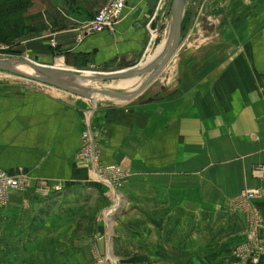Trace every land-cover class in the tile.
Wrapping results in <instances>:
<instances>
[{
	"label": "crops",
	"instance_id": "1",
	"mask_svg": "<svg viewBox=\"0 0 264 264\" xmlns=\"http://www.w3.org/2000/svg\"><path fill=\"white\" fill-rule=\"evenodd\" d=\"M39 1L18 51L45 64L121 70L146 52L165 4L145 23L149 0H129L112 32L78 43L108 0ZM203 9L186 5L192 25H211L198 19ZM212 9L218 35L181 41L164 84L136 105L89 111L48 85L0 84V168L21 182L0 207V264H90L95 250L113 245L137 252L139 264H236L235 252L247 248L264 264V222L256 245L249 237L253 212L264 221V174L255 172L264 166V0H218ZM87 131L99 132L104 163L129 158L141 176L130 181L138 221L117 235L116 205L100 220L110 199L97 162L81 158ZM250 189L259 196L240 200Z\"/></svg>",
	"mask_w": 264,
	"mask_h": 264
},
{
	"label": "rangeland",
	"instance_id": "2",
	"mask_svg": "<svg viewBox=\"0 0 264 264\" xmlns=\"http://www.w3.org/2000/svg\"><path fill=\"white\" fill-rule=\"evenodd\" d=\"M57 1V0H55ZM165 2L162 3L163 9L160 12V17L158 18V22L154 23V30L155 33L153 36H151L152 39L151 43L149 42L148 50L146 49V52L140 58L136 60V62L132 63L127 68L132 67L133 65L140 64L139 66H144L143 63L145 61V58L149 54H153L155 50L160 46L163 39L166 36V33L171 25V12H172V4L173 0H163ZM162 1V2H163ZM167 1V2H166ZM199 3V5H203L204 9L201 12V14L198 16V19L200 17H204L208 20H210L211 25H208L206 21L203 23L200 22L198 26L192 25L191 17L192 12L187 11L184 14L183 19V31H182V45L187 46L188 42V36L192 37V34L198 35H211V36H217L219 33V27L217 25L218 15L217 13L212 9V5L217 4L218 0H187V4H193V3ZM40 7H42L41 0L39 1ZM206 5V6H205ZM206 7V9H205ZM211 7V9H210ZM198 13L197 11H195ZM27 13V12H26ZM26 13L24 15V21L26 24ZM87 22V21H86ZM194 26V27H193ZM26 35L21 36L20 38H9L4 42H0V55H6L10 57H16V58H25L34 60L32 57L28 56L27 54H23L22 52L18 51V46L20 47V43H22L26 38ZM202 37V36H200ZM192 41V38L190 39ZM190 41V42H191ZM22 46V45H21ZM24 46V45H23ZM187 48V47H185ZM175 57V56H174ZM152 56L150 57L151 60ZM174 59V58H173ZM172 59V60H173ZM70 61V60H68ZM38 62V61H37ZM61 62V63H60ZM41 63V62H40ZM60 64L57 66V64ZM171 63V62H170ZM169 63V64H170ZM45 64V63H43ZM50 65H55L59 69L71 71V72H113L118 71L121 69H97L89 64H82L80 66H75L69 64V62H65V60H59L56 58L52 63H49ZM150 62L146 65L148 66ZM168 64V66H169ZM126 69V68H123ZM162 76V75H161ZM159 76V77H161ZM155 80L151 85L146 88V90L136 97L135 99L131 101H118L113 102L110 100H101V99H86L82 98L76 95H73L69 92H65L63 90L54 89L53 86H51L52 90L58 91L60 94L76 98L77 100H82L86 106L84 108L88 109L89 111L92 108H98V110H108V109H114L118 107H129L138 104L139 102H143L148 100L150 97H153L156 93V89L159 84H164V77L162 76L161 79ZM134 78V77H133ZM140 78V76L138 77ZM120 79L116 80H108V81H99L100 87L115 89V90H123L124 88L118 86V81ZM138 80V79H137ZM116 82V83H115ZM15 83H28V84H34L37 87H42V83L36 82L33 80H29L27 78L17 76L15 74L1 71L0 70V84H15ZM45 85V84H44ZM112 85V87H110ZM46 86V85H45ZM49 86V85H48ZM100 137L99 132L96 133V137H93V142L95 145V154H96V162H97V168L100 171L101 179H97V182L102 185L101 187L106 192V196L110 199V202L108 204L104 205V209H100V220L101 222H104L103 217L109 209V207H112L116 205V210L114 211V217H112V221H115V234L117 235L119 232H121V228H123V223L132 224L133 220L138 221V213H139V196H138V186L135 184L137 180L139 179L140 174L138 173V170L134 169V161L127 158L125 161H117L112 163H104L101 160V150L99 145L98 138ZM97 138V139H96ZM98 142V143H97ZM97 145V146H96ZM84 151L81 154V158L84 160H89L88 157L84 156ZM135 181V182H130ZM103 182V184H102ZM109 186H107L106 184ZM114 190L116 191L117 195H119V199L116 198L114 194ZM250 230V229H249ZM115 235L116 238H121L119 235L118 237ZM261 253V251H259ZM253 248H247L244 250H240L239 252H235L236 256V264H259L261 260V254ZM93 255L92 262L90 264H139V256L134 252H126L125 250L122 251L120 249H117L116 245L111 246L109 249L105 250H95ZM258 258V261L255 260Z\"/></svg>",
	"mask_w": 264,
	"mask_h": 264
},
{
	"label": "water",
	"instance_id": "3",
	"mask_svg": "<svg viewBox=\"0 0 264 264\" xmlns=\"http://www.w3.org/2000/svg\"><path fill=\"white\" fill-rule=\"evenodd\" d=\"M159 2L160 0H149V11L145 23L154 15L156 9L158 8ZM186 2V0H173L169 40L164 53L160 57H158L155 61H153L150 65L146 66L143 69H136V66L138 65L136 64L130 68L118 71L98 72L99 74L95 77L102 81H108L116 79H128L150 73L148 78L136 92H100L90 89L73 88L65 83V79H72L76 77V73L60 70L56 68L55 65L43 64L25 58L0 55V70L27 78L29 80L40 82L45 85L53 86L65 92H69L73 95L86 99H94L96 95H110L122 100L131 101L141 95L146 90V88H148V86L151 85L162 74V72L165 70V68L177 53L182 41L183 18L185 14ZM16 63L27 66L33 72L37 73V75H32L17 70L15 68Z\"/></svg>",
	"mask_w": 264,
	"mask_h": 264
},
{
	"label": "built area",
	"instance_id": "4",
	"mask_svg": "<svg viewBox=\"0 0 264 264\" xmlns=\"http://www.w3.org/2000/svg\"><path fill=\"white\" fill-rule=\"evenodd\" d=\"M128 2L129 0H108L107 4L96 13L94 18L82 25L77 34V42L81 43L87 37L96 33L104 31L112 32L115 26L123 18V14ZM156 12L157 11H155L152 18L155 17ZM51 43L53 46H56V42L54 39L51 40ZM83 139L85 142L84 156H87L89 160H93L94 163H96L95 145L93 142L92 133L89 131L85 132L83 134ZM255 172L264 174V166L257 167ZM97 175L99 179L102 178L99 170L97 171ZM20 187L21 182L19 177L14 176L4 169L0 168V207H3L7 204L8 191L11 189H18ZM57 189L60 190V188ZM259 194L260 191L258 189L244 190L240 195V200L250 201L257 198ZM263 222L264 221L262 216L258 212L254 211L252 214L251 228L249 231V237L251 238L253 245H256L259 240L260 233L263 228ZM255 260L258 261V258H256Z\"/></svg>",
	"mask_w": 264,
	"mask_h": 264
},
{
	"label": "bare ground",
	"instance_id": "5",
	"mask_svg": "<svg viewBox=\"0 0 264 264\" xmlns=\"http://www.w3.org/2000/svg\"><path fill=\"white\" fill-rule=\"evenodd\" d=\"M186 5H187V3H186ZM185 10H186V8H185ZM169 35H170V27H169V29L166 33V36L163 39L162 43L155 50V52L152 54L150 64L164 53V51L167 47V44H168ZM15 68L17 70L24 72V73L37 75V73L33 72L30 68H28L27 66L20 64V63H16ZM60 70H63V69H60ZM65 71H67V70H65ZM74 73L77 74L76 77H74L72 79H65V83L67 85H69L70 87L90 89V90H95V91H100V92L105 91V92H125V93L136 92L142 86V84L145 82V80L148 78V76L150 75V73H146V74L141 75L140 78H138L139 76H137L134 78L120 79L118 81V86H120L124 89L123 90H115V89L100 87L98 83H99V81H102V80L95 78L98 75L96 73H91V72H74ZM110 87H112V85ZM94 99H97V100L101 99V100H105V101L110 100L113 102L122 101V99H119V98H116V97L110 96V95H107V96L96 95Z\"/></svg>",
	"mask_w": 264,
	"mask_h": 264
},
{
	"label": "trees",
	"instance_id": "6",
	"mask_svg": "<svg viewBox=\"0 0 264 264\" xmlns=\"http://www.w3.org/2000/svg\"><path fill=\"white\" fill-rule=\"evenodd\" d=\"M32 4L33 0H0V42L28 32L24 15Z\"/></svg>",
	"mask_w": 264,
	"mask_h": 264
}]
</instances>
